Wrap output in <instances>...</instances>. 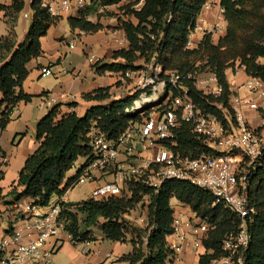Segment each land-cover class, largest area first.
I'll list each match as a JSON object with an SVG mask.
<instances>
[{
  "label": "trees",
  "instance_id": "trees-1",
  "mask_svg": "<svg viewBox=\"0 0 264 264\" xmlns=\"http://www.w3.org/2000/svg\"><path fill=\"white\" fill-rule=\"evenodd\" d=\"M108 6L121 0H91ZM209 0H131L122 5L128 19L123 21L130 46L114 52V62L95 67L99 73L121 72L134 69V62L145 59L162 64L165 71L177 70L194 73L201 62L210 66L223 85L221 98L206 96L197 89L194 79H187L184 85L194 101L204 109L218 113L224 119L214 102H223L229 107V91L226 68L230 62L240 60L249 74L264 78V0H221L225 8L226 32L214 43L212 35H205L198 48H187L191 31ZM26 0H12L11 5L0 3V14L5 12L11 31L0 37V129L7 127L12 111L22 100L32 96L22 86L29 75V63L39 57L43 50L41 38L57 23L59 16H52L44 6V0H32L33 20L24 41L19 42L15 32L19 14L26 8ZM89 7V6H88ZM79 11L69 18L73 29L86 32L97 31L101 25ZM178 90L175 94H178ZM86 100L97 101L84 115L76 111L59 115L54 107L37 125L38 148L26 160L19 173V179L10 195L13 203L29 199L34 206H48L55 197L62 196L75 187L82 173L67 178V173L77 161L87 160L92 155L89 133L93 126L100 127L108 137L117 138L130 122H141L149 116L150 109L127 112L133 104V96L112 99L109 88H98L84 95ZM107 101V102H106ZM164 104V102H162ZM75 104H71L74 106ZM165 105V104H164ZM164 109V107H161ZM205 143L190 131L189 125L181 128L179 147L182 152L197 156ZM133 155L131 159H134ZM261 182L256 192L258 213L249 227L251 242L246 251V264H264V167L260 172ZM4 171L0 169V181ZM64 186L62 187V185ZM130 192L119 196L100 199L90 197L81 201H65L62 217L65 231L71 240L86 243L97 240L100 232L105 239L132 243L133 249L119 258L127 264H170L174 251L168 244V237L174 232L175 210L171 200L181 203L209 223L208 236L204 240L207 253L201 256L200 264H210L223 256L222 242L238 224L233 211L222 203H216L210 190L195 186L188 181L166 182L156 192L144 182L129 181ZM147 212V223L138 226L130 223L126 214L136 208ZM212 251V252H211ZM1 257V254H0Z\"/></svg>",
  "mask_w": 264,
  "mask_h": 264
},
{
  "label": "built area",
  "instance_id": "built-area-1",
  "mask_svg": "<svg viewBox=\"0 0 264 264\" xmlns=\"http://www.w3.org/2000/svg\"><path fill=\"white\" fill-rule=\"evenodd\" d=\"M90 3L91 0H51L44 2V6L50 15L60 17L79 13ZM214 4L208 1L205 7L210 9ZM225 11L221 3L217 4L212 22L200 15L190 33L187 48H198L205 35L223 36L226 32ZM24 15L29 17L30 14ZM197 33L201 35L198 42L194 39ZM90 61L97 62L98 59L93 55ZM154 64L158 74L138 77L144 95L148 91L153 95L135 101L126 109L136 112L147 108L150 109L149 116L141 122H130L117 138H110L100 127L93 126L89 133L92 155L86 160L77 184L97 181L106 174L112 176L92 191L95 199L131 193L129 181L144 182L156 192L169 181H188L210 190L214 204L226 205L238 220L237 226L222 242L223 256L210 264H246V251L251 242L249 227L258 213L255 198L264 167V78L249 74L244 64L230 67L226 71L229 107L220 101L213 103L223 119L218 113L197 104L184 85L187 79L193 78L204 95L221 98L225 85L217 73L211 72L199 79L193 73L165 71L161 63ZM245 71L248 75L240 82L239 76ZM41 72L42 75L53 74L51 67H43ZM118 73L122 81L136 76L129 69ZM163 74L166 78L159 81ZM176 90L178 94H175ZM55 101L52 97L48 105ZM250 113L256 116L252 117ZM184 125H189L196 138L205 143L197 156L184 153L179 147V135ZM133 155L134 160L131 159ZM136 160L138 163L133 162ZM65 201L64 194L45 207L34 206L31 201L15 203V209L24 216L18 219L27 220L26 229L31 237L23 241V231L19 229L5 236L0 243V264H36L40 259L49 263L57 244L49 249L46 246L65 231L61 215ZM5 211L0 208V223ZM173 227L168 244L174 257L186 248L203 247L210 229L208 221L197 215L189 220L175 217Z\"/></svg>",
  "mask_w": 264,
  "mask_h": 264
},
{
  "label": "crops",
  "instance_id": "crops-1",
  "mask_svg": "<svg viewBox=\"0 0 264 264\" xmlns=\"http://www.w3.org/2000/svg\"><path fill=\"white\" fill-rule=\"evenodd\" d=\"M50 1L51 0H44V2ZM209 1L217 2L218 4L221 3V0ZM31 2L32 0H27V6L25 9L31 7ZM0 3L11 5L12 0H0ZM99 4L97 5L99 11H102L104 8H108L109 6H111ZM216 10L217 5L214 4L210 9H207L205 7L201 15L203 17H206L209 22H212L214 20ZM77 15L78 13L64 14L63 16H60L57 23L53 24L49 28L47 34L41 38L43 52L39 57L33 59L29 63V75L23 82L22 86L23 90L26 93L30 94L32 98L29 101H20L15 107V109L12 111L11 120L8 123L7 127L3 130L0 129V169L4 171V178L0 181V208L6 210L5 215L0 223V231L2 233V237L13 233L16 229L23 231V241H26L31 237L28 235L29 231L26 229V224L28 223L27 220L18 219L20 217L23 218L24 216L22 213H19L17 209H15V203H13L14 199L10 195V192L13 186L17 183L19 179V173L24 167L27 158L32 153H34V151L39 146V141L37 140V125L39 121L56 106L58 107V111L60 112L59 115L71 111H76L79 115H84L91 106L99 104V102L97 101L86 100L84 98V95L98 88L111 87L109 89L112 95V99H118L123 97L116 96L113 94L112 89L113 84L116 82V78L113 77L114 82H108V78L114 75L113 72L107 71L105 73H99L97 71V67H95V64L99 60L102 61L101 65H103L104 63L114 62L115 59L113 56L116 50L129 48L130 43L122 24V22L127 20L128 17H97L96 12L95 14L91 13L88 19L93 21L94 23L100 24L101 28L97 31L86 32L79 28L73 29L70 26L69 18ZM1 19L6 22L10 34L11 27L10 24L7 22L5 12H2L0 14V20ZM67 27H70L71 32L74 36V41H71L69 43V46L71 49H73V51L66 50L64 52L61 49L62 45L59 44V41L63 39L62 36L64 35L63 33L65 32ZM16 28L17 24L15 27V32L17 35ZM28 31L26 32L23 38H19L17 36V40L19 42L24 41L27 37ZM216 35L217 34H213V37L215 38ZM5 36L8 35H0V37ZM200 38V34H195L194 39L197 42L198 40H200ZM77 41H79V45L81 46H77ZM121 42L124 43L122 44ZM95 43H99L100 45V49L96 54H94L98 61L95 63L91 62L90 57H92V55L88 56V60L85 64H81L80 53L85 52L86 48H92ZM71 44H74L75 47L72 48ZM39 58L50 59V65L45 66L44 64H42ZM52 66L55 68V73L53 74H55L56 79H53L51 81H43V79H40L41 76H48L42 75V68ZM87 69H91L94 72L93 80L89 81L87 80V78L79 77L80 75L83 76ZM247 75L248 74L246 71L242 73L239 76V81L244 82ZM118 79H120V77H118ZM52 97L55 98L56 101L52 103L51 106H49L48 102ZM72 103L75 105L71 106ZM250 115L252 117L256 116L255 113H250ZM111 178L112 176L110 175H104L102 182L104 180H110ZM68 193L69 192L65 194V199L67 201H73L69 199ZM90 197H92V195ZM56 198L57 197H55L54 200ZM21 202L27 203L30 202V200L24 199ZM180 205L181 206H179V208H174L175 217H179L182 220H189L191 218H194L196 214L192 211L190 207L184 205L181 202ZM183 213H187L185 217H183ZM125 218L130 223H133L138 226H144L147 223L146 209L145 211H143L138 207L132 210L130 213L126 214ZM99 238L102 240L105 239L100 232L97 234V239ZM65 242L74 243L71 240L70 235L64 231L57 238L52 239L47 244L46 248L49 249L54 244H57L53 252L54 255L64 250L63 247L65 245ZM84 244L85 245L82 247L81 250L82 256L87 257V263L84 264H103L105 261H107L109 257L112 256L111 252L103 251L99 243L92 245L91 242H86ZM186 249L184 251H186ZM187 250L188 254L192 253V250H190L189 248ZM129 252H122L119 255L117 261H119L120 257ZM53 255L49 263H46L43 259H40L39 261H37L36 264H54ZM69 264L75 263L71 262Z\"/></svg>",
  "mask_w": 264,
  "mask_h": 264
},
{
  "label": "rangeland",
  "instance_id": "rangeland-1",
  "mask_svg": "<svg viewBox=\"0 0 264 264\" xmlns=\"http://www.w3.org/2000/svg\"><path fill=\"white\" fill-rule=\"evenodd\" d=\"M128 1H131V0H121L120 3L111 5L108 8H104L102 11H99L97 5L100 2H97V3H94L93 5L89 4L88 5L89 7L87 6V8L83 10V12L88 13V12L96 9L97 17H112V16L113 17H128L124 14V10L120 6V5L126 4ZM142 1L143 0H141V3H139L138 6H141ZM26 2H27V0H26ZM214 3L216 5L218 4L217 2H214ZM26 12L30 13L29 17H27V18L24 15ZM33 13H34V10L32 9V7H29L28 9H24L19 14L17 28H16L17 36L19 38H23L24 35L26 34V32L30 29V26H31L32 20H33ZM26 26H28V27H26ZM226 28H227V22H226ZM63 34H64L62 36L63 39H61L59 41V44L62 45V48H61L62 51H64V52L66 50L67 51H73V49H71L69 46V43L71 41H74V36L71 32L70 27H67ZM0 35H9L8 26L3 19L0 20ZM220 37L221 36L216 35V37L214 38L212 35V39H213L214 43H218ZM79 44H80L79 41H77V46H81ZM74 47H75V45H74ZM74 47H72V48H74ZM99 49H100L99 43H95L92 46V48H90V47L86 48L85 52L80 53L81 64H85L88 60V56H92V55L96 54ZM63 55H65V54H63ZM39 59L42 62V64H44L45 66L50 65V59H48V58H39ZM94 63H92V64H94ZM154 63H155V60H152L151 63L145 62V59L137 60L136 62H134V69H133V67L129 68V70H132L135 72V74H136L135 78L126 79L125 81L118 79V77H120V76H118V72H113L114 75L112 77L108 78L109 83L114 82L113 77L116 78V82L113 84V89H112L113 94L116 96H123V97L133 96L134 97L133 104L135 101L142 100L143 98H145L147 96L151 97L153 95V93H151L149 91L144 95L143 89L140 87V85L138 83V77L139 76L140 77H142V76L149 77L152 74H158V71L156 69V64H154ZM239 64H242L240 60L232 61V62H230L229 67L226 68L225 71H229L230 67L235 68ZM196 67H198V68H197V70H195L193 75L199 79L208 76L211 72H215L211 69L210 66L203 67L201 62H198L196 64ZM51 69L53 70V73H55V68L53 66L51 67ZM229 74H227V76ZM106 76H107V74H106ZM165 76H166L165 74H163L162 76H159V81L163 78H166ZM79 77L80 78H87V80L90 81V80L94 79V72L91 69H89V70L87 69V71L83 74V76L80 75ZM40 79H43V81H51L53 79L55 80L56 77H55V74H51V75H48L45 77L41 76ZM109 88H111V87H109ZM143 117H146V116H143ZM132 160H134V159H132ZM128 162H130V161H128ZM133 162L138 163V160L133 161ZM85 164H86V160H84V159L77 161L75 166L71 170H69V172L67 173V178L74 176L78 172V170L80 168H82ZM106 176H108V174H106ZM103 177H104V175L101 176V178H98L97 181H90V182H86V183L77 184L75 187L71 188L68 191L69 192L68 193L69 199H71L73 201H80L82 199L90 197L92 195V191L96 187V185L99 182L100 183L102 182ZM171 205L173 208H179V206H181L180 202L177 198H173L171 200ZM140 209H142V208H140ZM186 214L187 213H183V217H185ZM140 215H141V213H140ZM1 234L2 233L0 231V243L2 242V240L4 238V237H2ZM96 243H99L101 245V248L103 251H105V252L109 251L112 253V256L109 257L107 259V261H105L103 264H127L126 262L117 261V259L122 252H129L130 250H132L133 246H132V243L130 241L121 242V241H111L108 239L102 240L100 238L97 240L91 241L92 245H95ZM84 245H85L84 243L74 244L72 242H65V245L63 247L64 250L53 255V263L54 264H69L71 262H74L75 264L87 263V257L82 256V253H81L82 247ZM190 250H192V253H190V254H188L187 249H186V251L179 253L176 256L177 258L174 257V259L171 261L170 264H176V263L177 264H200L201 256L204 255L205 253H207V250L204 246L197 249V250H194V249H190ZM177 260H178V262H177Z\"/></svg>",
  "mask_w": 264,
  "mask_h": 264
},
{
  "label": "water",
  "instance_id": "water-1",
  "mask_svg": "<svg viewBox=\"0 0 264 264\" xmlns=\"http://www.w3.org/2000/svg\"><path fill=\"white\" fill-rule=\"evenodd\" d=\"M136 112H138V111H136ZM136 112H135V113H136Z\"/></svg>",
  "mask_w": 264,
  "mask_h": 264
}]
</instances>
